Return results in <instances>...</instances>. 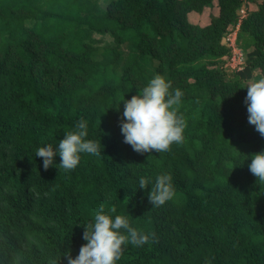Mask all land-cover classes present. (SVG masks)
Returning a JSON list of instances; mask_svg holds the SVG:
<instances>
[{
	"label": "trees",
	"instance_id": "trees-1",
	"mask_svg": "<svg viewBox=\"0 0 264 264\" xmlns=\"http://www.w3.org/2000/svg\"><path fill=\"white\" fill-rule=\"evenodd\" d=\"M212 7L206 23L189 20ZM236 23L244 62L226 70L220 38ZM257 68L264 0H0V264H67L101 210L155 233L122 246L116 264H264V183L248 168L264 138L244 104ZM156 74L184 93V140L140 155L123 143L122 98ZM81 118L101 154H81L70 172L57 155L45 171L36 150L57 149ZM162 174L175 196L155 208L148 193Z\"/></svg>",
	"mask_w": 264,
	"mask_h": 264
},
{
	"label": "clouds",
	"instance_id": "clouds-1",
	"mask_svg": "<svg viewBox=\"0 0 264 264\" xmlns=\"http://www.w3.org/2000/svg\"><path fill=\"white\" fill-rule=\"evenodd\" d=\"M253 78L248 81L244 104L247 110L248 124L254 126L256 132L264 138V74L259 68L254 69ZM184 93L172 89V82L162 75L156 74L137 95L123 101V114L120 120V131L123 143L130 145L134 152L145 153L168 152L173 143H183V132L186 121L178 114L177 107ZM87 121L79 119L75 128L66 131L58 148L51 145L40 147L35 156L42 159L45 171L53 166L54 158L59 155L57 168L65 172L74 170L80 161L81 154L100 155L101 144L87 137ZM250 173L257 182L264 183V151L253 154L248 165ZM151 183L150 178L141 177L139 188L145 189ZM175 196L172 177L169 174L158 175L148 193V201L152 207H162ZM115 212V207H112ZM78 255L73 258L70 253H64L67 264H116L123 253L125 244L140 247L150 242L154 243L155 233L145 234L132 227L125 216L116 215L113 219L103 210L94 215L93 222L84 226ZM60 258L49 257L47 264H60Z\"/></svg>",
	"mask_w": 264,
	"mask_h": 264
},
{
	"label": "built area",
	"instance_id": "built-area-1",
	"mask_svg": "<svg viewBox=\"0 0 264 264\" xmlns=\"http://www.w3.org/2000/svg\"><path fill=\"white\" fill-rule=\"evenodd\" d=\"M237 27L238 23L229 26L220 38V43L227 48V53L222 57L226 70H237L243 66L244 54L236 43Z\"/></svg>",
	"mask_w": 264,
	"mask_h": 264
},
{
	"label": "rangeland",
	"instance_id": "rangeland-1",
	"mask_svg": "<svg viewBox=\"0 0 264 264\" xmlns=\"http://www.w3.org/2000/svg\"><path fill=\"white\" fill-rule=\"evenodd\" d=\"M250 6H251V8L253 7V9H255L254 4H250ZM242 10L244 11L245 8L239 7L237 10V13L239 15L244 14ZM214 12L215 11L212 8H209V9L207 8V9H204V11L199 16L198 15L195 16V14H193V16H191L189 18V20H193L195 22V19H198L200 22H202L200 24H203V23H206L208 21V17H210L211 13H214ZM93 38L96 40V42L98 44H103V43L111 40V38L109 36H107V34L100 35V34L94 33ZM247 84H248V81H246V86H247Z\"/></svg>",
	"mask_w": 264,
	"mask_h": 264
},
{
	"label": "crops",
	"instance_id": "crops-1",
	"mask_svg": "<svg viewBox=\"0 0 264 264\" xmlns=\"http://www.w3.org/2000/svg\"><path fill=\"white\" fill-rule=\"evenodd\" d=\"M241 7H243V8H245L243 5H241ZM212 9L215 11L214 13H213V15H215L216 13H217V9H216V7H212ZM204 11V10H203ZM243 11V10H242ZM243 13H244V11H243ZM193 14H195V16L196 15H198L199 16V14H196V13H194V12H191V13H189L188 15L191 17V16H193ZM195 21H199L198 19H195Z\"/></svg>",
	"mask_w": 264,
	"mask_h": 264
}]
</instances>
